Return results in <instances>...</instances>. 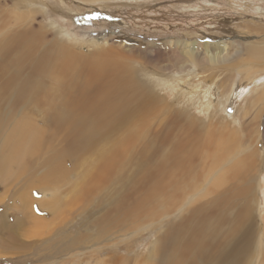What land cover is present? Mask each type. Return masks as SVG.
<instances>
[{
  "label": "bare ground",
  "instance_id": "1",
  "mask_svg": "<svg viewBox=\"0 0 264 264\" xmlns=\"http://www.w3.org/2000/svg\"><path fill=\"white\" fill-rule=\"evenodd\" d=\"M2 1L11 3L14 22L11 24L9 10L5 13L6 9L0 7V170L9 174L11 161H22L27 150L39 147L37 135L46 136L49 132V137L44 139L49 146L54 143L56 146L49 148L55 156L51 153L54 157H49L44 164L46 177H52L56 173L53 170L57 169L62 181H67L64 177L69 168L67 163H72L62 155L88 154L95 146L107 142L110 138L107 134L112 135L113 131L125 134L117 139L119 149L128 142L130 147L126 152L120 149L121 153L109 149L110 153L102 158V165L88 169L87 172L93 173L76 179L85 184L82 194L88 195L87 206L93 205L91 208L95 209L105 205V208L96 209L98 213L90 216L88 227L77 234L56 229L51 236L67 240L65 245L60 246L59 240L50 239L45 241V251H48H44L45 256L36 255L44 260L55 256L51 252L67 255L88 241L97 246L89 258H99L101 253L109 251L117 254L114 247L121 252L123 246L118 245L121 238L111 242L112 235L117 237L120 231L126 230L131 235L124 239L134 238L140 233L138 229L150 227L153 230L159 221L145 257L148 264H264V114L259 115L260 136L256 141L253 137H240L231 130L224 135L214 134L211 124L207 125L211 133L207 134L208 138L205 131L204 139L195 134H180L182 139L173 137L172 127L181 120L184 124V111L167 110L169 103L161 100L162 88L156 89L162 84L161 78H152L151 73H142L141 77L131 71L107 70L92 71L81 77L78 66L72 67L74 55L68 54L59 37L53 33L54 37L47 38L48 33L52 34L48 26L56 29L62 38H66V33L52 22L46 27L43 21L37 22L46 10V7L40 8L39 0ZM243 25L248 33L255 29L248 22ZM178 43L185 48L192 64L206 60V52L201 51L197 41H169L167 44L176 46ZM258 43L239 41L236 47L238 53L243 48L241 54L256 67L247 74L248 83H256L251 90L252 98L264 101V46ZM193 44H196L195 49L190 48ZM113 51L121 52L120 49ZM105 74L112 79L105 80ZM158 106L166 111L162 109L161 120L152 121V128H147L146 119L149 122V114L152 116ZM162 122L165 144V141L159 142V126L156 128ZM46 125H52V131L42 130ZM63 128L66 129L58 133ZM226 129H222L223 132ZM57 134L61 137L57 138ZM117 135L119 137V133ZM113 155L119 159H111ZM57 201L55 199V205L48 207L51 214ZM154 221L156 223H152ZM91 227L95 228V233L89 237ZM110 242L112 248L108 247L107 251L99 246ZM0 243L4 250L12 252L11 238ZM113 258L118 256H110L107 261L100 258L98 264H113Z\"/></svg>",
  "mask_w": 264,
  "mask_h": 264
},
{
  "label": "rangeland",
  "instance_id": "2",
  "mask_svg": "<svg viewBox=\"0 0 264 264\" xmlns=\"http://www.w3.org/2000/svg\"><path fill=\"white\" fill-rule=\"evenodd\" d=\"M45 1H38L40 8L46 7V10L44 9V17H38L37 22L43 21L45 27L52 22L66 33L67 36L63 39L56 29L50 26L47 28L52 32L47 34V38H52L55 34L59 37L61 45L67 47L68 54L74 55L72 67L78 66L81 77L92 71L107 70L131 71L140 74L141 77L142 73L144 75L151 73L152 78L162 79V84L156 89H165L164 91L161 89V100L169 103L167 110L173 112L178 108L179 111L185 112H183L185 125L181 120L179 125L173 126L171 130L174 133L173 137L182 139L180 134L184 136L195 134L204 139L207 134H211L210 130H207L208 124H211L213 129L211 132L214 134L224 135L233 131L240 137L249 136L248 138L254 140L260 136V117L264 114V101L252 98L251 90L256 83H248L247 80L249 77L247 74L251 71L249 69L256 67L251 65L246 55L241 54L243 48L238 53L239 48L236 44L239 41H255L264 46V0H106L92 3L79 0ZM0 7L6 9L5 13L9 10L12 24L14 21L11 3L0 0ZM244 22L252 24V27L254 25L255 29H250L251 32L248 33L244 28ZM64 40L65 43L62 42ZM180 40L197 41L201 45V51L206 52V60L192 64L181 44L178 43L176 46L167 44L169 41ZM190 48L195 49L196 44ZM113 49H120L121 52L115 53ZM156 54L158 55L155 59ZM150 55L151 58H148ZM220 60L224 61L219 62ZM106 75L108 74L104 75L105 80L112 79L111 75L105 77ZM226 91L228 94H225ZM161 110L166 111L164 107L158 106L152 111V116L149 114V122L148 118L146 119L147 128H152V123L161 120L164 114ZM12 126L11 120V128ZM164 127L163 122L156 126L161 136L158 140L165 141V144L166 140H162L164 139L162 136L165 135L162 129ZM224 128L229 129L223 132ZM52 129V125L42 127V130ZM64 129L66 128L60 129L58 133ZM204 131L207 132L206 135ZM118 133L114 131L112 135L108 133L106 137H110L109 142L97 145L99 148L95 146L88 154L78 157L62 155L72 162L67 163L69 168L67 173L65 172L66 176L64 175L67 181H62L57 169L53 170L56 173L52 177H46L45 163L49 157L55 156L49 148L56 146L55 143L49 146L48 141L44 139L50 132L46 133V136L37 135L40 138V148L24 152L26 154L23 162L11 161L9 174L5 175L6 173L0 170V242L11 238L12 246L10 252L4 250V245L0 243V264H98L100 262L98 259L107 261L113 255L118 256L111 260L113 264H148L145 257L150 242L155 237L154 230L157 229L159 221L152 222L156 223L153 230L150 227L142 231L138 229L140 233L134 238L124 239L131 235V232L126 230L124 233L120 231L117 237L116 234L112 235L109 239L111 242L121 238L118 244L120 247L123 246V249L120 248L121 252L113 246L117 254L109 251L101 253L99 258L95 256L89 258L97 246L88 241L83 245L79 244L78 248L67 252V255L51 252L55 256L48 260L36 255L45 256L47 250L45 241L59 240L56 235L51 236L56 229H65L71 235L77 234L88 227L86 225L90 224L91 217L97 212L96 209L102 211L105 208V205L95 209H92L93 205L87 206L88 195L82 194L85 184L76 179H79L80 175L93 173L87 172L88 169L92 170L102 165L104 163L102 158L115 149L121 153L120 149L126 152L130 148L128 142L119 149L117 143L125 134L122 131ZM111 159L118 160L119 157L113 155ZM57 178L59 180L56 184ZM68 178L72 181H68ZM55 199H58V204L51 214L48 207L55 205L53 203ZM1 225L4 226L3 229ZM93 233L95 228L91 227L89 237ZM59 241V245L64 246L67 240ZM111 242L99 246L107 251L108 247L112 248ZM41 250L45 252L42 253Z\"/></svg>",
  "mask_w": 264,
  "mask_h": 264
}]
</instances>
